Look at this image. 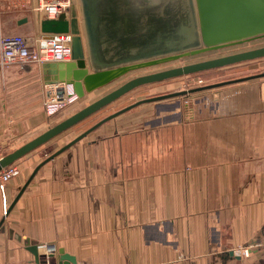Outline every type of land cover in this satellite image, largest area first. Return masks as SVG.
Returning a JSON list of instances; mask_svg holds the SVG:
<instances>
[{
    "label": "crops",
    "instance_id": "obj_1",
    "mask_svg": "<svg viewBox=\"0 0 264 264\" xmlns=\"http://www.w3.org/2000/svg\"><path fill=\"white\" fill-rule=\"evenodd\" d=\"M153 1L113 0L109 8L115 19ZM30 4L0 0L2 32L40 31ZM45 71L36 63L0 70L4 154L54 125L43 108L52 84ZM209 95L195 106L138 104L32 176L78 133L62 132L14 161L18 173L0 185V264H37L25 238L53 254L49 264L59 248L75 264H264V77Z\"/></svg>",
    "mask_w": 264,
    "mask_h": 264
},
{
    "label": "water",
    "instance_id": "obj_2",
    "mask_svg": "<svg viewBox=\"0 0 264 264\" xmlns=\"http://www.w3.org/2000/svg\"><path fill=\"white\" fill-rule=\"evenodd\" d=\"M80 2L84 31L82 27L80 28L79 13L74 1L67 11L60 13L56 18H42L39 21V30L45 35L67 31L72 34L70 60L50 62L43 66L46 68V74L52 75L49 83L71 84L77 97L107 85L133 69L264 37V0H154L146 8L124 11L123 16L115 17L114 21L107 23L106 26L103 25L104 19L98 23L93 17L89 0ZM97 25H101V28L98 29ZM263 56L264 45L132 77L4 154L0 158V169L140 85ZM256 77H264V71L238 79L198 86L188 91L139 99L104 116L47 156L34 168L31 176L41 164L67 149L90 131L138 104ZM61 90L62 88H59V91ZM11 232L13 234L9 229V233ZM14 236L21 240L19 235ZM23 243L33 254L37 264H49V259L53 258L50 252L39 253L35 241L25 238ZM48 249L50 247L46 250ZM55 262L76 263L75 258L61 248L58 249Z\"/></svg>",
    "mask_w": 264,
    "mask_h": 264
},
{
    "label": "rangeland",
    "instance_id": "obj_3",
    "mask_svg": "<svg viewBox=\"0 0 264 264\" xmlns=\"http://www.w3.org/2000/svg\"><path fill=\"white\" fill-rule=\"evenodd\" d=\"M42 0H40L41 2ZM74 1V0H73ZM118 1V0H117ZM120 2V0H119ZM75 3L78 4V13L79 18L81 21V27L83 29V14L81 10V2L80 0H75ZM111 3H113V0H89V4L91 7V12L93 17L98 20L99 13H103L102 18L103 25L106 26L107 23L113 22L114 19L110 20L109 18H113V15L115 14V10L113 8H109ZM101 22V21H100ZM98 29H100L101 25H97ZM264 45V37H260L257 39H253L244 43L229 45L217 49H212L209 51H204L192 55L183 56L177 59L169 60L163 63L141 67L137 69L130 70L129 72L123 74L119 78L112 81L108 86L103 88V93L110 91L120 85L121 83L125 82L126 80L135 77L137 75L150 73L166 68H171L175 66H180L192 62H197L205 59H210L238 51L247 50L250 48H255L259 46ZM264 71V56L241 61L217 68H211L203 71L178 75L175 77L163 79L156 82L146 83L143 85H140L121 97L117 98L113 102L107 104L106 106L102 107L100 110L96 111L95 113L91 114L90 116L86 117L85 119L77 122L76 124L72 125L68 129H66L63 132L71 131V136L78 133L85 131L90 126H92L94 123H96L98 120L103 118L104 116L128 105L131 104L139 99L154 96V95H160V94H166L171 92H178L182 90H190L192 88H196L198 86L207 85V84H214L217 82H222L226 80L231 79H238L242 77H246L249 75L257 74ZM250 80V79H248ZM248 80H242L238 82L229 83L226 85H221L217 87H212L208 89H203L199 91H192L187 94L183 95H177L174 97H168L163 100H158L157 102H171L172 105L179 107V101L180 105L182 106H195L199 104H203L204 102H207L208 98H210V93H213L216 90H221L230 86H239L243 84V82ZM87 101H81V103L76 104V100L66 104L63 108H60L56 112H54L51 115V123L56 124L57 122L64 119L66 116H68L72 111L76 112L83 106H85ZM88 104V103H87ZM158 108V107H156ZM72 114V113H71ZM75 132V133H74ZM61 134V133H60Z\"/></svg>",
    "mask_w": 264,
    "mask_h": 264
},
{
    "label": "built area",
    "instance_id": "obj_4",
    "mask_svg": "<svg viewBox=\"0 0 264 264\" xmlns=\"http://www.w3.org/2000/svg\"><path fill=\"white\" fill-rule=\"evenodd\" d=\"M71 2L72 0H42L41 2L40 0H31L29 9L34 15V21L39 25L42 18H56L60 13L67 11ZM71 38L72 34L69 31L51 35H45L40 31L31 34H6L0 28V70L4 71L14 64L23 67L30 63L44 65L50 62L68 61L71 57ZM59 88L62 90L59 91ZM77 98L71 84L52 83L45 90L44 111L48 116H51ZM3 155L4 153L0 151V158ZM18 171V166L14 163L1 168L0 185L17 174ZM250 246L241 248L240 256H248Z\"/></svg>",
    "mask_w": 264,
    "mask_h": 264
},
{
    "label": "bare ground",
    "instance_id": "obj_5",
    "mask_svg": "<svg viewBox=\"0 0 264 264\" xmlns=\"http://www.w3.org/2000/svg\"><path fill=\"white\" fill-rule=\"evenodd\" d=\"M77 8H78V4H77ZM102 19H103V18L101 17V18H100V21H101ZM107 86H108V85H107Z\"/></svg>",
    "mask_w": 264,
    "mask_h": 264
},
{
    "label": "trees",
    "instance_id": "obj_6",
    "mask_svg": "<svg viewBox=\"0 0 264 264\" xmlns=\"http://www.w3.org/2000/svg\"><path fill=\"white\" fill-rule=\"evenodd\" d=\"M41 146V145H40Z\"/></svg>",
    "mask_w": 264,
    "mask_h": 264
}]
</instances>
